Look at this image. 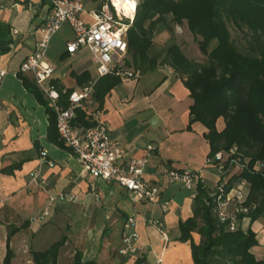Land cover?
<instances>
[{"label": "crops", "instance_id": "0c3cea01", "mask_svg": "<svg viewBox=\"0 0 264 264\" xmlns=\"http://www.w3.org/2000/svg\"><path fill=\"white\" fill-rule=\"evenodd\" d=\"M78 1L86 11L102 2ZM47 9L43 0H0V24L9 26L12 40L10 52L0 56V72L5 75L0 81V170L20 164L11 176L0 173V264L8 228L19 229L9 240L10 264H34L30 250L42 253L60 238L66 243L58 251L56 264H71L75 251L83 263L120 264L125 259L124 264H133L144 258L143 264H192L189 243H179L177 230L192 217V191L160 177L167 167L178 172L204 171L210 153L204 128L197 122L189 124L192 100L183 79L167 66L144 75L135 72L133 79L121 77L98 107L99 120L110 128L123 159L148 158L143 180L157 186L159 201H132L116 183L93 179L69 151L46 142L44 108L17 78L22 59L34 51ZM82 19L90 22L87 16ZM70 36L71 30L64 25L49 41L46 59L54 68L55 81L72 91L91 81L99 86L102 79L97 78L88 54L79 51L69 57L64 52ZM82 73L87 77L78 86L74 78ZM217 122L220 132L224 123ZM146 147H153L152 153ZM41 150L46 160L39 157ZM202 178L208 188L217 183L213 170L204 171ZM129 217L138 240L133 244L136 253L125 257L119 251L123 224ZM241 227L255 233L256 245L250 252L254 259L264 261V218L253 224L246 219ZM191 236L197 245L200 236Z\"/></svg>", "mask_w": 264, "mask_h": 264}, {"label": "trees", "instance_id": "16d2710c", "mask_svg": "<svg viewBox=\"0 0 264 264\" xmlns=\"http://www.w3.org/2000/svg\"><path fill=\"white\" fill-rule=\"evenodd\" d=\"M135 16L125 39L127 51L120 68L141 75L167 66L174 75L183 79L184 89L192 100L189 107V124L197 122L204 130V139L209 147V157L217 153L237 150V156L248 165L231 185L239 180L248 183L245 206L254 207L245 218L250 224L264 218V168L255 173V163L264 164V0H138ZM249 37L245 54L236 50L231 41L228 25ZM185 25L187 33L197 40L198 52L205 56L204 65L198 66L181 52L179 44L171 43L161 49L153 41L155 35L166 32L170 38L175 27ZM12 40L9 26L0 24V56L10 52ZM21 86L35 102L42 105L47 121L45 140L63 150L55 129L56 116L47 109L42 92L25 75L16 73ZM87 74L74 78L79 86ZM83 78V79H82ZM82 79V80H81ZM102 79V80H101ZM103 91L94 84L93 99L103 105V96L120 83L112 75L100 78ZM56 83V81H55ZM59 92L63 87L57 85ZM72 90L67 89V94ZM61 107L67 102L60 100ZM75 123L89 127L88 116L83 110L75 112ZM224 123L220 132L217 121ZM35 149L39 147L35 145ZM208 157V159H209ZM20 164L1 169L0 173L11 176ZM212 189L198 183L192 200L193 214L180 223L177 230L179 243L188 242L192 264H264L253 258L251 250L256 245V235L250 229H237L230 233L219 225L213 216L210 197ZM7 249L1 264H10L12 253L10 238L19 229L8 228ZM200 236L197 245L191 234ZM65 239H59L42 253L30 250L34 264H56L58 251L64 247ZM79 252L73 253L71 264L83 263ZM144 258L133 264H143ZM125 259L120 264H124Z\"/></svg>", "mask_w": 264, "mask_h": 264}, {"label": "built area", "instance_id": "2783aa9c", "mask_svg": "<svg viewBox=\"0 0 264 264\" xmlns=\"http://www.w3.org/2000/svg\"><path fill=\"white\" fill-rule=\"evenodd\" d=\"M43 1L48 5L46 18L38 27L39 37L34 44V51L22 59L17 73L31 77L34 86L42 92V97L47 102V109L53 111L56 116L55 129H57L58 141L62 143L64 150L75 157L88 176L102 182L116 183L127 192L132 201L156 203L159 201L157 186L143 180L148 158L123 159L120 145L109 135L110 128L99 120V103L93 99L95 81L88 82L79 90L68 94L66 88L59 92L58 83H55L54 68L46 59L51 37L58 34L66 25L72 33L71 40L65 42L64 49L69 57L79 51L88 54L98 79L107 75L133 79L136 74L122 70L120 66L127 51L125 34L134 19L138 0H130L133 3L130 16H125L121 10H117L114 7V0H102L98 7L90 11H86L78 0ZM27 10L30 11L31 7ZM83 16H87L90 22H84ZM4 76L0 72V81ZM60 100L67 102L65 108L61 107ZM77 110H83L88 116V123L91 124L89 127L75 123ZM153 149L146 147L149 154ZM39 157L46 160L43 150L40 151ZM45 164L48 168L52 167L50 162ZM205 165L204 171L213 170L217 179L216 185L210 187L215 220L219 225L225 226L230 233L242 229V223L247 219L246 215L254 209L244 205L248 194V183L239 180L230 187L229 185L233 177H237L246 169L247 161L241 160L237 156V150L232 148L228 152L209 157ZM263 168L264 164L255 163L252 170L256 173ZM204 171L178 172L167 167L162 170L160 177L172 184H183L187 190L192 191L194 198V190L198 183L208 188L202 178ZM69 199L75 201L73 197ZM123 225L122 249L119 253L128 257L136 253L133 244L138 238L133 231L134 224L130 217ZM161 235L165 238L163 233Z\"/></svg>", "mask_w": 264, "mask_h": 264}, {"label": "rangeland", "instance_id": "374dc122", "mask_svg": "<svg viewBox=\"0 0 264 264\" xmlns=\"http://www.w3.org/2000/svg\"><path fill=\"white\" fill-rule=\"evenodd\" d=\"M102 1V0H101ZM228 32L235 46L236 50L245 54L247 51V44L249 41V37L245 36L244 33L236 31L234 26L228 25ZM187 28L185 25L182 27H175L174 32L172 34V38L164 31L161 34L155 35L153 37V41L156 44V48L161 49L164 46H169L171 43L179 44L181 52L189 59V61L195 62L196 65L201 66L206 62V57L201 55L197 50V40L194 39L190 34L187 33ZM37 36L38 33H37ZM71 40V36L69 41ZM84 59H90L87 55H83ZM91 61V59H90ZM163 68V67H160Z\"/></svg>", "mask_w": 264, "mask_h": 264}, {"label": "bare ground", "instance_id": "6f19581e", "mask_svg": "<svg viewBox=\"0 0 264 264\" xmlns=\"http://www.w3.org/2000/svg\"><path fill=\"white\" fill-rule=\"evenodd\" d=\"M115 8L121 10L125 16H130L129 12L133 3L130 0H114Z\"/></svg>", "mask_w": 264, "mask_h": 264}]
</instances>
